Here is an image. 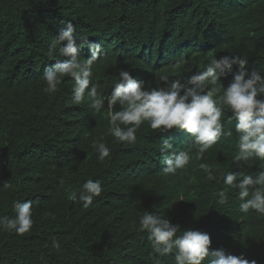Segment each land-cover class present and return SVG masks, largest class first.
Returning a JSON list of instances; mask_svg holds the SVG:
<instances>
[{
    "label": "trees",
    "instance_id": "1",
    "mask_svg": "<svg viewBox=\"0 0 264 264\" xmlns=\"http://www.w3.org/2000/svg\"><path fill=\"white\" fill-rule=\"evenodd\" d=\"M69 22L81 60L90 44L101 45L92 81L105 98L121 69L155 87L162 73L187 78L210 59L233 55L264 75V0H0V216L14 218L17 202H33L28 233L0 231V264H175L172 255L155 253L147 233L138 230L145 211L182 231L207 233L211 250L264 264V214L241 212L238 190L223 183L228 172L255 175L264 164L234 159L232 113L225 106L221 118L232 136L202 158L189 148L188 133L157 132L147 122L135 143L117 142L106 100L99 113L87 99L70 103L71 77L55 94L43 90V74L59 58L58 48L53 57L49 47ZM237 71L221 82L227 86ZM164 141L191 156L175 175L161 170ZM101 142L110 149L104 161L93 147ZM201 164L212 168L215 180ZM89 179L99 180L103 191L85 208L78 193ZM5 181L10 188L2 187ZM222 190L227 203L219 205Z\"/></svg>",
    "mask_w": 264,
    "mask_h": 264
},
{
    "label": "clouds",
    "instance_id": "2",
    "mask_svg": "<svg viewBox=\"0 0 264 264\" xmlns=\"http://www.w3.org/2000/svg\"><path fill=\"white\" fill-rule=\"evenodd\" d=\"M56 62L43 74L45 93L55 94L64 77L74 81L70 103L82 104L87 99L95 113H99L107 103L111 134L119 143L136 142V133L147 122L157 132L176 130L189 134V148L195 147L197 158L215 145L222 137H231L232 130L225 131L221 122L224 107L232 113L235 132L238 136L234 159L248 161L256 158L264 161V75L259 70L249 71L247 60L240 56L222 55L208 61L205 69L187 78H170L162 73L155 87L134 79L128 70L121 69L113 78L110 95L106 98L98 92L99 85L92 81L93 65L100 59V44H90V55L81 60L80 51L74 37L71 22L60 28L49 47V55L57 56ZM232 80L225 86L221 78L233 72ZM211 86V89H210ZM222 94L215 98L213 93ZM119 106V110H117ZM98 159L104 161L110 155L105 143H94ZM172 145L164 141L160 151L168 153L162 159L165 175H175L185 168L191 156L189 150L173 152ZM200 167L207 173L209 181L215 180L212 168L207 164ZM223 183L238 190L241 212L255 210L264 214V164L255 175L228 172ZM4 189L11 185L3 182ZM103 188L99 180L89 179L83 183L78 198L87 208ZM219 205L227 203L226 190L216 193ZM72 199H77L73 194ZM33 202L31 200L15 205V217L0 216V231L15 232L17 235L28 233L33 226ZM139 231L146 232L153 251L161 256L172 255L175 264H257L249 261L243 254L235 256L221 250H211V238L207 233L193 229L181 230L167 217L145 211L139 217ZM52 246L59 248L53 237Z\"/></svg>",
    "mask_w": 264,
    "mask_h": 264
}]
</instances>
